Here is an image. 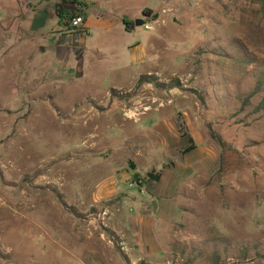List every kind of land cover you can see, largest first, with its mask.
Masks as SVG:
<instances>
[{
	"label": "rangeland",
	"instance_id": "374dc122",
	"mask_svg": "<svg viewBox=\"0 0 264 264\" xmlns=\"http://www.w3.org/2000/svg\"><path fill=\"white\" fill-rule=\"evenodd\" d=\"M12 14L0 264H264V0H0Z\"/></svg>",
	"mask_w": 264,
	"mask_h": 264
},
{
	"label": "crops",
	"instance_id": "0c3cea01",
	"mask_svg": "<svg viewBox=\"0 0 264 264\" xmlns=\"http://www.w3.org/2000/svg\"><path fill=\"white\" fill-rule=\"evenodd\" d=\"M45 4L47 3H43L41 4L39 7H37L36 9L34 8H30L29 10H27V12L24 14V19L22 20L21 24L18 27V31L22 36L29 35L34 29H35V21L36 19H34V17L36 18V16H40V14H47V11L49 8H51L52 10L56 4L55 1H51L49 2V5L47 7V11L45 12V10L43 11H39L36 12L35 10H39V9H45L46 6ZM20 10L16 13L19 14ZM15 12H13L14 14ZM12 14L11 17H9V19L7 21H0V53L1 51H3L1 54L3 56V58L8 57L9 55V51H12L14 46L9 45V41H10V37H14V34H16L13 31L14 25H15V19H17L18 16H14ZM20 19V16L18 17V20ZM33 19V20H32ZM91 27V23L90 21L87 19L84 27ZM7 43V44H6ZM137 62H139V56L136 59ZM1 66V65H0Z\"/></svg>",
	"mask_w": 264,
	"mask_h": 264
},
{
	"label": "built area",
	"instance_id": "2783aa9c",
	"mask_svg": "<svg viewBox=\"0 0 264 264\" xmlns=\"http://www.w3.org/2000/svg\"><path fill=\"white\" fill-rule=\"evenodd\" d=\"M64 18H67V16H65ZM84 19L82 16L80 15H74V16H71L70 19H69V25L72 29H75V30H84ZM133 184L130 185V187H132Z\"/></svg>",
	"mask_w": 264,
	"mask_h": 264
},
{
	"label": "trees",
	"instance_id": "16d2710c",
	"mask_svg": "<svg viewBox=\"0 0 264 264\" xmlns=\"http://www.w3.org/2000/svg\"><path fill=\"white\" fill-rule=\"evenodd\" d=\"M57 7H60V5H57ZM56 14H57V17L59 18V21L61 22V20L63 19L64 17V13L58 9H56ZM75 30V29H74ZM188 150H191L190 148ZM135 178H139L138 176H135Z\"/></svg>",
	"mask_w": 264,
	"mask_h": 264
},
{
	"label": "water",
	"instance_id": "95a60500",
	"mask_svg": "<svg viewBox=\"0 0 264 264\" xmlns=\"http://www.w3.org/2000/svg\"><path fill=\"white\" fill-rule=\"evenodd\" d=\"M143 24H144V22H143L142 20H140V19H137V20L135 21V25H136V27L142 26Z\"/></svg>",
	"mask_w": 264,
	"mask_h": 264
}]
</instances>
